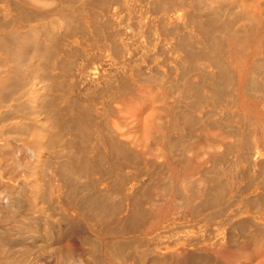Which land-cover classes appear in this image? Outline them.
Returning a JSON list of instances; mask_svg holds the SVG:
<instances>
[{
	"label": "bare ground",
	"instance_id": "obj_1",
	"mask_svg": "<svg viewBox=\"0 0 264 264\" xmlns=\"http://www.w3.org/2000/svg\"><path fill=\"white\" fill-rule=\"evenodd\" d=\"M0 264H264V0H0Z\"/></svg>",
	"mask_w": 264,
	"mask_h": 264
}]
</instances>
